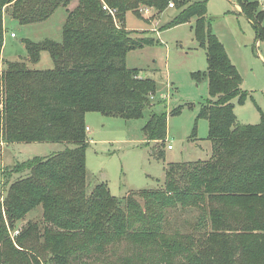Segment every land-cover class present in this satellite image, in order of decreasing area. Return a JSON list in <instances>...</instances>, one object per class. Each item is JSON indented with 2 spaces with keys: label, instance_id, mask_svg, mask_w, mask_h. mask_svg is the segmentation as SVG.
Here are the masks:
<instances>
[{
  "label": "trees",
  "instance_id": "1",
  "mask_svg": "<svg viewBox=\"0 0 264 264\" xmlns=\"http://www.w3.org/2000/svg\"><path fill=\"white\" fill-rule=\"evenodd\" d=\"M70 1L0 0V62L3 6L11 5V17L21 24L44 21L60 5L67 12L60 41L24 39L25 55L0 68V142L72 144L19 162L11 173L21 176L10 183L6 177L8 188L0 192V264H173L183 252L189 254L187 264H264V115L256 124L235 118L231 100L246 96L242 76L210 29L207 0H77L69 9ZM170 1L181 10L168 25L196 17L195 38L205 48L209 94L215 99L205 101L197 118L207 120L211 156L167 165L156 189L115 197L105 182L89 188L85 113L138 118L155 92L152 79L125 66L129 50L154 43L144 31L127 29L125 14L141 17L140 7L161 12ZM237 3L259 40L264 11L257 2ZM42 51L52 67H35ZM166 117L151 112L143 127L147 141L164 139ZM186 204L198 211L192 229L205 230L165 232L167 214ZM37 207L41 221L28 220L14 245L6 220L14 228ZM121 238L131 246L115 254L109 243Z\"/></svg>",
  "mask_w": 264,
  "mask_h": 264
},
{
  "label": "rangeland",
  "instance_id": "2",
  "mask_svg": "<svg viewBox=\"0 0 264 264\" xmlns=\"http://www.w3.org/2000/svg\"><path fill=\"white\" fill-rule=\"evenodd\" d=\"M198 0H187L193 2ZM257 2L258 10L264 11V0H241ZM171 2V1H170ZM169 2V3H170ZM238 0H207V17L211 31L223 44L231 62L242 76L241 90L244 100L232 98L235 118L242 124H256L264 115V36L256 39V33L249 20L236 7ZM71 0L68 8L76 6ZM156 12L140 7L137 16L127 11L124 26L127 29L144 31L154 38V43L129 50L125 66L138 70V76L155 82V92L150 95L148 107L138 118H122L105 115L99 111H88L84 116L87 147L85 165L89 188L105 182L109 192L122 197L130 190L156 189L162 185L167 165L208 159L211 156V141L207 137L208 124L204 118H197L198 112L209 94L206 76L205 48L195 38L196 17L175 25H168L181 8L170 7ZM66 9L58 6L44 21L21 24L11 17V5L3 6V47L1 70L6 61L17 60L25 55L24 39L34 42L44 39L61 40V28L66 19ZM116 21L117 18L113 17ZM264 26V22L262 23ZM13 33L14 36H10ZM37 68L52 67L46 51L40 53ZM179 108L177 113H171ZM151 112L166 114V134L162 141H147L143 127ZM170 145V148L167 146ZM72 144L65 142H0V192L2 195L8 183L21 174L11 173L15 164L35 156L45 157L62 151ZM159 151L163 154L159 156ZM11 173V174H10ZM9 174V175H8ZM8 175V176H7ZM197 209L190 204L178 206L166 216L167 233L179 230L191 232L197 220ZM41 221V207L26 214L11 228L6 220V232L10 241L17 244L16 236L26 222ZM18 231H17V230ZM204 231L195 228L193 233ZM115 254L127 253L131 243L126 238L110 241ZM186 252L173 257V264H187ZM195 260H192L194 262ZM86 264H100L87 261Z\"/></svg>",
  "mask_w": 264,
  "mask_h": 264
},
{
  "label": "built area",
  "instance_id": "3",
  "mask_svg": "<svg viewBox=\"0 0 264 264\" xmlns=\"http://www.w3.org/2000/svg\"><path fill=\"white\" fill-rule=\"evenodd\" d=\"M169 6L170 7H173V4H172V2H170L169 3ZM102 8L104 9V10H106L108 13H110L112 16H114V9H112V8H109L106 4H102ZM10 36H14V34L13 33H10ZM171 146L170 145H168L167 146V148H170Z\"/></svg>",
  "mask_w": 264,
  "mask_h": 264
},
{
  "label": "crops",
  "instance_id": "4",
  "mask_svg": "<svg viewBox=\"0 0 264 264\" xmlns=\"http://www.w3.org/2000/svg\"><path fill=\"white\" fill-rule=\"evenodd\" d=\"M236 7L240 10V7H239V5H236Z\"/></svg>",
  "mask_w": 264,
  "mask_h": 264
}]
</instances>
